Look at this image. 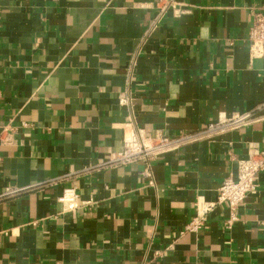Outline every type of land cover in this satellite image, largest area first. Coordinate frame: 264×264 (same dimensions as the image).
I'll return each instance as SVG.
<instances>
[{
    "label": "crops",
    "instance_id": "0c3cea01",
    "mask_svg": "<svg viewBox=\"0 0 264 264\" xmlns=\"http://www.w3.org/2000/svg\"><path fill=\"white\" fill-rule=\"evenodd\" d=\"M264 0H0V264H264V170L224 230L216 202L264 149ZM126 94L128 104H121ZM252 112L150 164L137 131L176 136ZM78 193L59 202L64 188ZM211 206V207H209ZM208 207L204 226L184 231Z\"/></svg>",
    "mask_w": 264,
    "mask_h": 264
},
{
    "label": "built area",
    "instance_id": "2783aa9c",
    "mask_svg": "<svg viewBox=\"0 0 264 264\" xmlns=\"http://www.w3.org/2000/svg\"><path fill=\"white\" fill-rule=\"evenodd\" d=\"M249 56L264 60V11L253 14L252 25L248 32ZM119 102L128 104L129 98L124 94ZM259 109L263 111L264 102ZM256 120L252 112L234 114L230 118L220 119L208 123L197 133L179 134L176 136H166L137 131L136 134L125 139L122 149L117 152L113 162L126 165L135 161H142L145 164L142 174L150 175V164L160 154L175 150L181 146L194 142L203 137L222 133L226 130H233L245 126ZM264 170V149L250 147L246 158L237 161L236 173L228 175L221 182L216 202L224 204L227 209V216L222 222L224 230H231L233 224L238 221V210L247 194L255 190V175ZM23 189H7L0 193V198L12 196ZM78 199V193L73 187L64 188L58 198L59 202L71 207ZM211 207V206H209ZM208 207L202 212L194 214L185 225L184 231L195 232L201 229L206 221Z\"/></svg>",
    "mask_w": 264,
    "mask_h": 264
}]
</instances>
